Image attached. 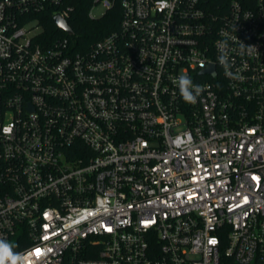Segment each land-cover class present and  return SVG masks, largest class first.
<instances>
[{
  "label": "built area",
  "instance_id": "built-area-1",
  "mask_svg": "<svg viewBox=\"0 0 264 264\" xmlns=\"http://www.w3.org/2000/svg\"><path fill=\"white\" fill-rule=\"evenodd\" d=\"M76 1L0 0V239L28 264H264V0H80L121 14L89 46L42 23Z\"/></svg>",
  "mask_w": 264,
  "mask_h": 264
},
{
  "label": "clouds",
  "instance_id": "clouds-1",
  "mask_svg": "<svg viewBox=\"0 0 264 264\" xmlns=\"http://www.w3.org/2000/svg\"><path fill=\"white\" fill-rule=\"evenodd\" d=\"M219 55L217 57L218 64L224 68L225 75L230 79H238L234 73L230 71L232 62L230 60L229 52L231 51L227 39L221 40L217 43ZM251 46L240 43L239 52L241 55L246 51H250ZM204 67V65H201ZM178 87L179 94L183 101L188 104H195L198 97L201 95L203 89L200 85L194 84L192 78L186 74L179 75L174 81ZM17 246L6 239H0V264H28L31 256L28 252L15 251Z\"/></svg>",
  "mask_w": 264,
  "mask_h": 264
},
{
  "label": "trees",
  "instance_id": "trees-1",
  "mask_svg": "<svg viewBox=\"0 0 264 264\" xmlns=\"http://www.w3.org/2000/svg\"><path fill=\"white\" fill-rule=\"evenodd\" d=\"M74 4L76 5V14L69 20V24L75 33V38L84 46L99 41L119 25L121 14L118 8L110 11L104 18L92 20L87 17V8L83 1L77 0ZM42 23L45 24L48 32L57 30L50 13Z\"/></svg>",
  "mask_w": 264,
  "mask_h": 264
},
{
  "label": "water",
  "instance_id": "water-1",
  "mask_svg": "<svg viewBox=\"0 0 264 264\" xmlns=\"http://www.w3.org/2000/svg\"><path fill=\"white\" fill-rule=\"evenodd\" d=\"M55 24L62 31H65V32H67L70 35H71V33L73 34L72 28L69 26V24L67 23V21L63 20L61 17H56L55 18Z\"/></svg>",
  "mask_w": 264,
  "mask_h": 264
},
{
  "label": "rangeland",
  "instance_id": "rangeland-1",
  "mask_svg": "<svg viewBox=\"0 0 264 264\" xmlns=\"http://www.w3.org/2000/svg\"><path fill=\"white\" fill-rule=\"evenodd\" d=\"M93 14H94L96 17H99V16L102 14V9H101V8H96V9L93 11Z\"/></svg>",
  "mask_w": 264,
  "mask_h": 264
},
{
  "label": "snow or ice",
  "instance_id": "snow-or-ice-1",
  "mask_svg": "<svg viewBox=\"0 0 264 264\" xmlns=\"http://www.w3.org/2000/svg\"><path fill=\"white\" fill-rule=\"evenodd\" d=\"M37 254L39 255V250H37Z\"/></svg>",
  "mask_w": 264,
  "mask_h": 264
}]
</instances>
